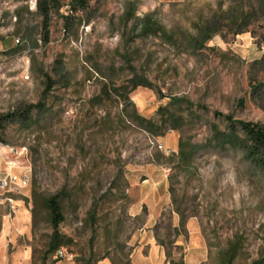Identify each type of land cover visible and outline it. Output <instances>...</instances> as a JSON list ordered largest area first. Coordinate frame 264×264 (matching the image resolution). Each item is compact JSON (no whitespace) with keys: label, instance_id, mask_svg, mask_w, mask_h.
Masks as SVG:
<instances>
[{"label":"rangeland","instance_id":"374dc122","mask_svg":"<svg viewBox=\"0 0 264 264\" xmlns=\"http://www.w3.org/2000/svg\"><path fill=\"white\" fill-rule=\"evenodd\" d=\"M38 1L0 0V264H131L152 238L264 264V171L225 119L264 123V0H60L47 32Z\"/></svg>","mask_w":264,"mask_h":264},{"label":"trees","instance_id":"16d2710c","mask_svg":"<svg viewBox=\"0 0 264 264\" xmlns=\"http://www.w3.org/2000/svg\"><path fill=\"white\" fill-rule=\"evenodd\" d=\"M60 0H39L37 9L43 20V29L47 32L50 13L52 8L59 6ZM80 2V0H77ZM10 117L0 118V133L4 131L5 124ZM231 129H238L243 136V144L248 158L254 165L260 167L264 171V123L252 124L245 122H234L231 117L225 118ZM144 122V121H143ZM51 225L54 230L53 239L49 247V252H58L60 245V236L58 235V227L63 222L61 207L56 197L47 201Z\"/></svg>","mask_w":264,"mask_h":264},{"label":"crops","instance_id":"0c3cea01","mask_svg":"<svg viewBox=\"0 0 264 264\" xmlns=\"http://www.w3.org/2000/svg\"><path fill=\"white\" fill-rule=\"evenodd\" d=\"M140 202H146L149 199V193L144 184L139 185ZM152 190V189H150ZM151 192V191H150ZM146 243V244H145ZM131 264H171L167 258L165 249L158 245L154 238L145 239L130 257ZM98 264H111L108 260L98 262Z\"/></svg>","mask_w":264,"mask_h":264},{"label":"built area","instance_id":"2783aa9c","mask_svg":"<svg viewBox=\"0 0 264 264\" xmlns=\"http://www.w3.org/2000/svg\"><path fill=\"white\" fill-rule=\"evenodd\" d=\"M29 6H30L31 8H35V7H36V0H30V2H29ZM9 183H10V184H13V183H16V184H17V183H19L21 186L26 187L28 181H27L26 178H20V180H18L17 177H14V178H12V179L9 180ZM5 186H7V183H5ZM62 255H63L62 252L59 251V252H58V256H59V257H62Z\"/></svg>","mask_w":264,"mask_h":264}]
</instances>
